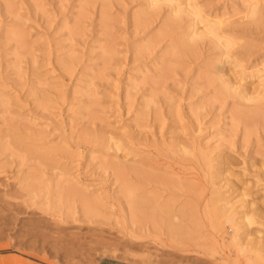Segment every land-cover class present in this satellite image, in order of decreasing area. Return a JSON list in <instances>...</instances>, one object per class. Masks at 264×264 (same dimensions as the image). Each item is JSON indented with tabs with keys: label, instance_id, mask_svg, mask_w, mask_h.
Here are the masks:
<instances>
[{
	"label": "rangeland",
	"instance_id": "rangeland-1",
	"mask_svg": "<svg viewBox=\"0 0 264 264\" xmlns=\"http://www.w3.org/2000/svg\"><path fill=\"white\" fill-rule=\"evenodd\" d=\"M196 1L241 66L166 3L0 0V264H264V0Z\"/></svg>",
	"mask_w": 264,
	"mask_h": 264
},
{
	"label": "bare ground",
	"instance_id": "bare-ground-1",
	"mask_svg": "<svg viewBox=\"0 0 264 264\" xmlns=\"http://www.w3.org/2000/svg\"><path fill=\"white\" fill-rule=\"evenodd\" d=\"M112 1L113 0H103L104 7L108 8L109 5L112 3ZM146 1H147L148 6H147V11H145L144 14H147V15L153 14L156 11V8L162 7L163 3H166L169 5L170 15L167 17V19L165 20L163 24L164 25L163 30L164 28L165 29L173 28L176 24H178V22H180V20L184 18H190L191 20L190 32L188 33V35L186 34V38L185 37L181 38V39L183 38L187 39V40L183 39L185 41L182 40V42L180 41L181 44L183 43L184 45H187L188 47L195 46L198 42L197 37L209 38V40L213 44L221 48V51H222L221 54L223 55V57L217 61L218 63L216 62L218 69L221 67H224L226 62H231V65L233 68L236 66L242 65L241 62L237 60L238 59L237 57L236 58L233 57L234 53L232 54V52L229 50L230 46H232L234 42L232 39H230V37H228V34L223 29V26L225 25V20H223L222 18H211L209 15L204 13L202 7L196 0H146ZM250 13L253 14L254 16L255 15L257 16L256 20L261 19L259 17V15L261 14V9L259 6L257 7V3L251 7ZM200 23H204V26L202 27L198 26ZM180 42L178 41L179 44ZM218 73H219L218 75L219 79L221 80L222 85L224 86L226 90H235L238 87H242L244 89L242 90V94L244 98H252L250 94L258 92L259 94H257V96H253V98L260 97L261 98L260 101H262V99L264 101V91H263L264 90V73L259 75L258 78L260 81L257 87L252 91V93L246 90L247 87L245 86L246 83L244 82L245 78H243L241 81L236 78L235 79L227 78L226 76L227 71L224 72L222 69H220ZM241 73L243 75L248 74L244 71V69L241 71ZM247 77L249 76L247 75ZM238 85H241V86H238ZM244 113H246V111H244ZM225 204H228V203H225Z\"/></svg>",
	"mask_w": 264,
	"mask_h": 264
},
{
	"label": "crops",
	"instance_id": "crops-1",
	"mask_svg": "<svg viewBox=\"0 0 264 264\" xmlns=\"http://www.w3.org/2000/svg\"><path fill=\"white\" fill-rule=\"evenodd\" d=\"M98 264H116L115 259L113 258H107L102 259Z\"/></svg>",
	"mask_w": 264,
	"mask_h": 264
}]
</instances>
